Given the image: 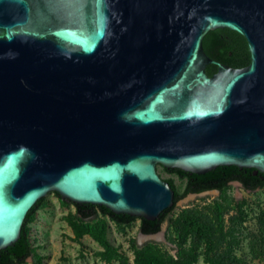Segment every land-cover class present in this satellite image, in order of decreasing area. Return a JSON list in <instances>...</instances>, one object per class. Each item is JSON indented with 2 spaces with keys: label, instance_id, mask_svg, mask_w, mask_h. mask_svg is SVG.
Segmentation results:
<instances>
[{
  "label": "water",
  "instance_id": "95a60500",
  "mask_svg": "<svg viewBox=\"0 0 264 264\" xmlns=\"http://www.w3.org/2000/svg\"><path fill=\"white\" fill-rule=\"evenodd\" d=\"M216 29L245 68L204 53ZM157 166L264 174V0H0V252L50 192L155 221Z\"/></svg>",
  "mask_w": 264,
  "mask_h": 264
},
{
  "label": "rangeland",
  "instance_id": "374dc122",
  "mask_svg": "<svg viewBox=\"0 0 264 264\" xmlns=\"http://www.w3.org/2000/svg\"><path fill=\"white\" fill-rule=\"evenodd\" d=\"M156 172L183 192L185 179ZM139 226V219L120 225L98 212L81 221L75 206L50 192L27 224L32 255L23 264H143L139 252L158 264H264V186L196 196L174 207L154 235Z\"/></svg>",
  "mask_w": 264,
  "mask_h": 264
},
{
  "label": "trees",
  "instance_id": "16d2710c",
  "mask_svg": "<svg viewBox=\"0 0 264 264\" xmlns=\"http://www.w3.org/2000/svg\"><path fill=\"white\" fill-rule=\"evenodd\" d=\"M202 48L204 53L212 60L229 66L234 69L245 68L249 62V52L245 39L228 29H216L210 31L202 40ZM217 71V66L214 64L207 65L205 73L212 76ZM160 167V166H159ZM169 174H176L180 179H185V186L182 193H177L174 183L171 179L165 181L171 186L174 191L173 206L164 210L158 219L155 221H147L141 218H134L128 215H116L104 207L93 205H77L74 204L79 220H87L100 213L107 216L113 222L120 225H129L134 220L139 219V231L142 235H154L160 231L166 217L172 212L176 203L189 194H200L206 191L217 190L221 191L229 183L237 182L246 191H254L264 186V174L257 172L254 174L252 169H240L234 166L218 167L208 173L202 175L190 174L178 169H165ZM57 196H59L57 194ZM43 198L38 200L36 204L28 211L21 230L19 240L14 246L9 247L0 252V264H23L26 259L32 255V251L28 241V230L26 224L30 222L38 208L42 205ZM209 219L208 217H206ZM192 219V217H191ZM77 236H82L81 230L76 231ZM97 241L102 242L101 231L96 236ZM139 252L137 259L143 264H158L152 256H144ZM213 264H217L214 262Z\"/></svg>",
  "mask_w": 264,
  "mask_h": 264
},
{
  "label": "flooded vegetation",
  "instance_id": "af4514ba",
  "mask_svg": "<svg viewBox=\"0 0 264 264\" xmlns=\"http://www.w3.org/2000/svg\"><path fill=\"white\" fill-rule=\"evenodd\" d=\"M211 191H213V190H211ZM206 192H209V191H206Z\"/></svg>",
  "mask_w": 264,
  "mask_h": 264
}]
</instances>
